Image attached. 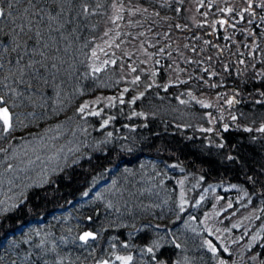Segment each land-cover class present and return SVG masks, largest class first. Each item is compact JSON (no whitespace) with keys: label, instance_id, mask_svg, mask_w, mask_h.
Masks as SVG:
<instances>
[{"label":"trees","instance_id":"trees-1","mask_svg":"<svg viewBox=\"0 0 264 264\" xmlns=\"http://www.w3.org/2000/svg\"><path fill=\"white\" fill-rule=\"evenodd\" d=\"M115 1L128 0H20L12 9L15 20H0V94L14 124L0 131V264H124L117 257L125 256H132L129 264L233 259L239 246L225 251L203 223L213 199L198 197L208 182L242 186L244 201L261 211L249 234L264 221V133L257 131L264 117L261 0H253L249 12L248 0H200L211 18L232 21L228 30L219 23L216 34L188 22L183 2L139 0L169 19L162 28L179 34L183 44L174 53L193 51L187 80L165 84L160 69L147 87L141 78L124 83L118 65H89L100 23ZM179 22L191 30L181 33ZM159 41L172 43L165 34ZM209 43L223 46L228 59L211 54ZM210 56L213 68L227 65L220 73L228 86L215 87L218 74L204 69ZM231 86L236 119L221 118L207 131L212 105L206 96L219 97ZM98 93L117 100L98 115L81 112L83 101ZM194 177L200 185L183 205L180 181ZM87 230L95 238L79 240ZM258 241L244 255L258 254L262 261L264 244Z\"/></svg>","mask_w":264,"mask_h":264},{"label":"rangeland","instance_id":"rangeland-1","mask_svg":"<svg viewBox=\"0 0 264 264\" xmlns=\"http://www.w3.org/2000/svg\"><path fill=\"white\" fill-rule=\"evenodd\" d=\"M161 1L170 5L175 0ZM176 1L184 3L188 22L193 25L201 26L202 24L205 29L211 31L210 33L216 34L219 23L220 29L222 30H228L232 27V21L224 19V16L213 19L207 10L201 11L200 0ZM181 7V5L177 6L178 9H181ZM221 21H227V23L222 24ZM188 22L186 24L179 22V27L185 29L181 31V33L185 31L188 33V31L191 30L189 29ZM170 24L168 18L151 6L141 4L139 0L113 2L112 6L109 8L108 16L100 23L99 35L92 43L89 55L90 67L94 70H100L106 65H118V74L121 76L124 83L127 84L130 82L135 85L137 78H141V86L143 87L149 86V83L157 82V71L159 72L160 69L164 70L163 74L166 78V80L164 78L165 84L187 80L186 78L192 75L187 65L191 62L190 56L191 53L193 54V51L188 49L189 53L183 49L182 53H174L177 45L183 43L182 40L180 42L177 39L179 36L177 32L175 36L173 31L162 28ZM164 34L167 42L172 41L171 44L169 43V47L162 45L163 43H159V38H163ZM218 38L217 36L216 40H218ZM187 43L190 44L191 42ZM209 44H212L210 48L211 54H213V52H219L224 59H228V53L222 52L223 46L220 47L214 43ZM197 45L200 46L197 54H200L201 42ZM202 51H204L203 48ZM210 58L209 60H211V63L208 62V59H205L207 63L203 67L211 76H216L218 74L215 87L224 84L228 86L227 80L222 82L224 75L220 73L227 65L219 63L216 68H213L212 63L214 59L212 56H210ZM161 66H164L165 69H162ZM197 77L198 76H196V78ZM198 80H201V78ZM142 90L143 88L139 87V91ZM201 97L203 98V96L199 95V100L202 102ZM207 98L211 99V101L206 102L212 105V110L207 111L208 114L206 119L209 124L203 126L205 129L211 128L212 124H215L216 121H220L221 118L222 120L220 122H223L233 117L232 115L238 101L236 89L234 87H228L227 91L224 93L222 92L219 97H214L213 95L211 97L206 96V99ZM229 99L234 101L233 104L229 105L226 103ZM116 100L117 98L115 95L98 93L86 98L82 103V107L87 104L85 108L86 112L89 114H100L105 107L111 106ZM228 115H230V117ZM259 120L260 121H257L259 124H257V128L264 125V117ZM35 165L36 164H32L31 167L33 168ZM179 185V192L184 205L188 202L189 195L195 192L194 189H197L200 183L198 184V179L194 177L192 180L190 178L186 181L181 180ZM238 185L239 184L208 182L206 187L201 190L198 197V201L211 197L213 199L211 207L204 214L203 223L205 228L219 239L226 249L230 250V246L235 244L239 246L238 252H235V257L233 259L220 258L218 261L219 264H221L222 261L224 264H264V258L260 261L258 254H253L254 256L244 255L246 250L251 248L258 239H260L258 242L264 244V239H261L264 231V221L260 226L258 225L255 231L250 234L248 233V230L254 225L255 219L259 216L261 211L251 207L247 201H244L246 192L242 189V186ZM219 188H222L223 192H218ZM233 189L237 190L239 194L234 196L231 194L232 192L229 193V190L231 191ZM244 236H248V239L245 240ZM243 240L245 241L243 242ZM248 259L249 261H247Z\"/></svg>","mask_w":264,"mask_h":264},{"label":"snow or ice","instance_id":"snow-or-ice-1","mask_svg":"<svg viewBox=\"0 0 264 264\" xmlns=\"http://www.w3.org/2000/svg\"><path fill=\"white\" fill-rule=\"evenodd\" d=\"M20 2V0H0V20H2L3 18H7L9 20H15V16L13 15V12H12V9H13V6L15 4H18ZM29 3H32V0H28ZM249 2V8H246L244 9V12H249V11H252V2L253 0H248ZM260 7L261 8H264V0H261V4H260ZM84 10L86 11L87 8L85 7ZM62 11V9H61ZM222 11H227V12H233V9L232 8H225V9H222ZM25 12L27 13L28 12V9H25ZM255 13L253 12V15ZM53 19H55V17H52ZM244 16H243V12L240 14V19H243ZM221 23H227V21H221ZM249 23H251V21H249ZM235 25H233L234 27ZM21 31H23V27L20 28ZM37 36H39V31L37 30V33H36ZM20 46L17 45V48H19ZM41 55H43V53H41ZM241 63H243V61H241ZM43 66V65H42ZM3 65L0 64V69H2ZM98 70V69H97ZM21 73H23V70L20 69ZM138 79V78H137ZM21 83H24L23 79L21 78ZM11 91V89H9ZM125 91H127V89H125ZM123 102V101H121ZM133 103L135 102L134 100L132 101ZM233 100L232 99H229L226 101V103H228L229 105L233 104ZM87 107V104L84 105L83 107H81L79 110L81 112H84L85 108ZM93 115H98L99 113H92ZM16 121L17 122H20L19 121V117H15ZM233 120L236 119L235 116L232 117ZM105 123H107V121H105ZM14 127V124H13V114L10 112L9 110V105L7 103V100L5 98L4 95L0 94V131H4V132H7V131H11ZM225 130H227V125H225ZM207 131H211V129H208ZM246 131H249L251 132L252 129L251 128H248L246 129ZM257 131L261 132V133H264V126L260 127L259 129H257ZM219 147H224L223 144L219 145ZM227 159L229 160H233V159H236L235 157H227ZM89 238H95L94 237V234L92 232H84L83 235L79 236L78 239L79 240H82V241H87ZM208 246L209 248L211 249V251L213 252H216L218 251V249L215 247V245H213L211 243V241H208ZM148 252H152L153 249L152 248H148L147 249ZM225 251H227V249H225ZM118 260H122L124 261V264H129V262L132 260V256H125V257H117ZM102 264H108L107 261H104L102 262ZM221 264H224V262L222 261Z\"/></svg>","mask_w":264,"mask_h":264},{"label":"water","instance_id":"water-1","mask_svg":"<svg viewBox=\"0 0 264 264\" xmlns=\"http://www.w3.org/2000/svg\"><path fill=\"white\" fill-rule=\"evenodd\" d=\"M85 232H91V231H88V230H87V231H85ZM92 233H93V232H92ZM93 234H94V237H95V236H96L95 233H93Z\"/></svg>","mask_w":264,"mask_h":264}]
</instances>
